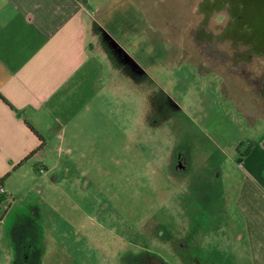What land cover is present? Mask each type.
Wrapping results in <instances>:
<instances>
[{
	"label": "rangeland",
	"instance_id": "obj_1",
	"mask_svg": "<svg viewBox=\"0 0 264 264\" xmlns=\"http://www.w3.org/2000/svg\"><path fill=\"white\" fill-rule=\"evenodd\" d=\"M92 1L80 118L55 139L47 175L31 168L29 188L0 207V264H17L32 230L42 264H129L141 251L163 264H249L236 250L235 159L264 143L243 100L250 79L202 64L221 60L196 40L200 0ZM244 2L264 42V0Z\"/></svg>",
	"mask_w": 264,
	"mask_h": 264
},
{
	"label": "crops",
	"instance_id": "obj_2",
	"mask_svg": "<svg viewBox=\"0 0 264 264\" xmlns=\"http://www.w3.org/2000/svg\"><path fill=\"white\" fill-rule=\"evenodd\" d=\"M90 2L0 0V207L29 188L32 169L47 175L55 139L60 135L63 142L80 118L93 50ZM248 145L235 159L244 170L235 200L244 235L236 250L247 263L264 264V143Z\"/></svg>",
	"mask_w": 264,
	"mask_h": 264
},
{
	"label": "flooded vegetation",
	"instance_id": "obj_3",
	"mask_svg": "<svg viewBox=\"0 0 264 264\" xmlns=\"http://www.w3.org/2000/svg\"><path fill=\"white\" fill-rule=\"evenodd\" d=\"M199 5L203 17L194 32L196 40L206 42L203 49L209 48L212 52L208 56L214 55L221 60L204 64H211L223 75L226 72L235 73V76H241L245 82H248L249 78L251 88L246 85L243 100L252 102L258 113H264V66H261L262 58L264 59V42L250 18L252 11L245 6L244 0H200ZM212 18L214 19L211 21ZM210 21L213 23L211 24L213 29L207 30ZM242 71L246 74L242 75ZM183 156L177 153L176 157V166L182 169L186 167ZM32 233L33 235L24 245L25 251L14 260V263L42 264L40 249L34 244L38 242L37 232L32 230ZM126 258L128 260L125 262L129 264H163L159 255L147 251L131 256L133 261L128 256Z\"/></svg>",
	"mask_w": 264,
	"mask_h": 264
},
{
	"label": "built area",
	"instance_id": "obj_4",
	"mask_svg": "<svg viewBox=\"0 0 264 264\" xmlns=\"http://www.w3.org/2000/svg\"><path fill=\"white\" fill-rule=\"evenodd\" d=\"M5 194V188L0 184V198Z\"/></svg>",
	"mask_w": 264,
	"mask_h": 264
},
{
	"label": "trees",
	"instance_id": "obj_5",
	"mask_svg": "<svg viewBox=\"0 0 264 264\" xmlns=\"http://www.w3.org/2000/svg\"><path fill=\"white\" fill-rule=\"evenodd\" d=\"M248 147H250V146L248 145ZM248 151H249V149L245 150L244 153L242 154V157H243L245 154H247ZM0 184L3 185V178H0ZM1 200H2V199L0 198V201H1Z\"/></svg>",
	"mask_w": 264,
	"mask_h": 264
}]
</instances>
